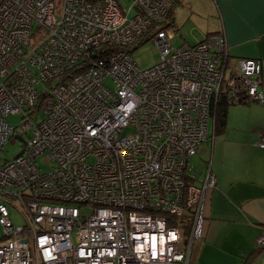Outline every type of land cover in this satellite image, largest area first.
I'll list each match as a JSON object with an SVG mask.
<instances>
[{"label": "built area", "instance_id": "obj_1", "mask_svg": "<svg viewBox=\"0 0 264 264\" xmlns=\"http://www.w3.org/2000/svg\"><path fill=\"white\" fill-rule=\"evenodd\" d=\"M120 1L0 0V151L23 140L0 157V264H187L203 235L215 176L190 159L220 99H261V62L231 66L221 33L172 45L177 0Z\"/></svg>", "mask_w": 264, "mask_h": 264}, {"label": "crops", "instance_id": "obj_2", "mask_svg": "<svg viewBox=\"0 0 264 264\" xmlns=\"http://www.w3.org/2000/svg\"><path fill=\"white\" fill-rule=\"evenodd\" d=\"M167 26L178 45L223 34L231 66L243 57L261 62V99L229 105L222 124L212 113L195 155L200 167L194 175L198 179L210 163L215 186L206 193L203 235L187 264H264V246L256 243L264 233V148L258 145L264 135V0H177Z\"/></svg>", "mask_w": 264, "mask_h": 264}, {"label": "rangeland", "instance_id": "obj_3", "mask_svg": "<svg viewBox=\"0 0 264 264\" xmlns=\"http://www.w3.org/2000/svg\"><path fill=\"white\" fill-rule=\"evenodd\" d=\"M120 4L123 7H127V6H129L130 2H129V0H121ZM170 14H171V12H170ZM189 28L190 27L187 24L185 26V29L188 30ZM167 29H168V26H167ZM185 31L186 30H181V27H180L179 34H183V33H185ZM179 42H180L179 36H177L171 40V44L174 46H177L179 44ZM130 52H131V55H132L134 61L136 62V64L142 69L148 68V67L154 65L157 62L158 57H159L158 48L150 39L143 42V43L131 46ZM7 120L13 126H18L19 123L22 121L20 118V115H13V114L8 115ZM21 146H22V142L19 140H15L13 142L6 143L4 148L0 151V157L2 159H11L12 156L16 152L19 151ZM37 161H38L39 167H41V169L43 171L49 170L51 168L52 162L49 159H47L44 155L39 156ZM190 162L192 163L193 166L196 165V166L200 167L199 156H196V157L193 156L190 159ZM9 207H10V217H11L12 221L18 225L23 224V219H22L21 215L13 207H11V206H9ZM0 229H1V227H0Z\"/></svg>", "mask_w": 264, "mask_h": 264}, {"label": "trees", "instance_id": "obj_4", "mask_svg": "<svg viewBox=\"0 0 264 264\" xmlns=\"http://www.w3.org/2000/svg\"><path fill=\"white\" fill-rule=\"evenodd\" d=\"M89 1H95V0H89ZM145 41H147V40H145ZM145 41H141L140 43H143ZM260 79H261V73H260ZM233 103L234 102H231L226 98H222L216 103V106H215L213 113H214L216 121L218 123H220V124L224 123L225 114L227 112V107Z\"/></svg>", "mask_w": 264, "mask_h": 264}, {"label": "water", "instance_id": "obj_5", "mask_svg": "<svg viewBox=\"0 0 264 264\" xmlns=\"http://www.w3.org/2000/svg\"><path fill=\"white\" fill-rule=\"evenodd\" d=\"M17 139H18L19 141L23 142V140L21 139V137L18 136ZM21 154H22V150L19 151L17 154H15V155H14V158L17 157V156H19V155H21Z\"/></svg>", "mask_w": 264, "mask_h": 264}]
</instances>
